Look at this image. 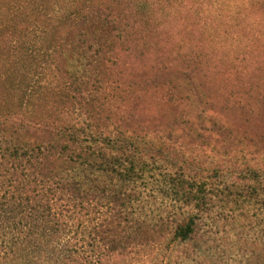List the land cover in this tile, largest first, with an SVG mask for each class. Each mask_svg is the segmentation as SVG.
Listing matches in <instances>:
<instances>
[{"label":"trees","instance_id":"obj_1","mask_svg":"<svg viewBox=\"0 0 264 264\" xmlns=\"http://www.w3.org/2000/svg\"><path fill=\"white\" fill-rule=\"evenodd\" d=\"M61 1L72 48L60 47L57 102L0 113V264H127L137 251L194 240L212 188L203 171L180 165L162 174L173 203L165 217L144 220L137 210L153 156L169 163L165 137L185 132L178 122L158 125L142 107L156 82L120 72L124 18L116 8L126 0ZM191 86L179 101L208 105ZM199 110L188 114L186 134L227 149L235 127ZM263 174V164L246 170L252 185L241 197L264 205Z\"/></svg>","mask_w":264,"mask_h":264},{"label":"rangeland","instance_id":"obj_2","mask_svg":"<svg viewBox=\"0 0 264 264\" xmlns=\"http://www.w3.org/2000/svg\"><path fill=\"white\" fill-rule=\"evenodd\" d=\"M63 9L61 0H0L1 114L57 102L52 92L64 81L58 64L72 48L61 30ZM116 11L124 18L120 72L156 82L142 107L158 125L178 122L185 132L165 137L169 163L153 156L155 172L139 184L138 213L156 221L170 211L162 175L169 169L187 165L213 178L197 237L137 251L127 264H264V205L241 197L252 185L246 170L264 165V0H126ZM191 84L208 105L179 101L191 95ZM198 108L235 127L229 149L186 134L188 114ZM244 135L256 141L244 143Z\"/></svg>","mask_w":264,"mask_h":264}]
</instances>
